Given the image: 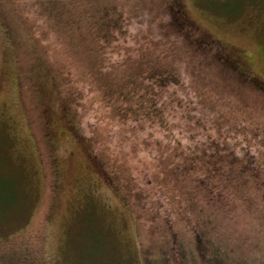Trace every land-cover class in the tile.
Returning a JSON list of instances; mask_svg holds the SVG:
<instances>
[{
	"label": "rangeland",
	"instance_id": "374dc122",
	"mask_svg": "<svg viewBox=\"0 0 264 264\" xmlns=\"http://www.w3.org/2000/svg\"><path fill=\"white\" fill-rule=\"evenodd\" d=\"M181 1L196 28L229 50L256 83L248 88L233 78L223 80L219 73L196 92L210 94L213 110L226 123L247 128L240 139L250 135L264 140V0ZM36 4L0 0V187L6 195L14 193L21 213L0 226V263L16 255L24 263L33 258L48 264H86L77 252L86 255L85 245L95 235L101 264H116L114 255L127 263L138 255L141 226L132 194L136 188L150 192L154 187L136 166L149 164L155 168L154 178L162 176L153 154L166 143V129L147 122L136 129L125 115H116L118 121L112 99L84 85L76 89L75 103L70 102L71 109L82 111L76 132L63 104L69 93L61 92L53 77L61 83L72 79L64 74L72 48L66 34L59 38L45 15L35 11ZM38 49L46 54L41 60ZM215 115L221 121L219 112ZM104 163L107 170L100 166ZM8 184L12 189L6 190ZM242 211L233 227L244 239L245 256H261L262 231ZM4 214L11 216L0 217Z\"/></svg>",
	"mask_w": 264,
	"mask_h": 264
},
{
	"label": "trees",
	"instance_id": "16d2710c",
	"mask_svg": "<svg viewBox=\"0 0 264 264\" xmlns=\"http://www.w3.org/2000/svg\"><path fill=\"white\" fill-rule=\"evenodd\" d=\"M35 2V11L45 15L59 38L64 32L72 48L71 66L64 68L72 79L61 83L53 77L59 90L69 93L63 104L76 132L82 111L75 112L70 102L75 103L76 89L84 85L112 99L114 115L129 117L136 129L144 122L166 129V143L153 154L162 176L154 178L149 164L136 166L154 184L150 192L140 187L132 194L141 225L138 255L127 263L114 255L116 264H264V140L250 135L240 139L247 128L226 123L213 110L210 94L196 92L219 73L248 88L256 85L253 76L240 69L229 50L196 28L181 0ZM38 50L41 60L46 54ZM85 68L91 73L85 74ZM100 166L107 170L105 163ZM4 191L0 187V214L11 216L0 217V226L21 214L14 193ZM242 208L262 231L261 256H245L244 239L233 227ZM97 237L85 245L86 255L77 252L86 264L103 261L96 252ZM8 258L7 264L24 263L16 255ZM24 264L48 263L31 258Z\"/></svg>",
	"mask_w": 264,
	"mask_h": 264
}]
</instances>
